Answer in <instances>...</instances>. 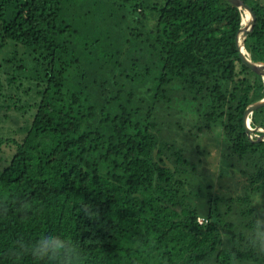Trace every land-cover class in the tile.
Masks as SVG:
<instances>
[{
  "label": "trees",
  "instance_id": "trees-1",
  "mask_svg": "<svg viewBox=\"0 0 264 264\" xmlns=\"http://www.w3.org/2000/svg\"><path fill=\"white\" fill-rule=\"evenodd\" d=\"M242 1L257 17L244 46L264 65V4ZM115 7L151 23L143 58L122 61L105 30ZM241 28L226 0H0L5 64L36 87L32 104L0 105V118L35 108L0 170V264H264V139L243 119L264 79L239 56ZM171 102L195 108L199 132L221 131L241 192L212 197L201 159L163 128ZM250 126L264 129V107ZM45 232L73 254H34Z\"/></svg>",
  "mask_w": 264,
  "mask_h": 264
},
{
  "label": "rangeland",
  "instance_id": "rangeland-1",
  "mask_svg": "<svg viewBox=\"0 0 264 264\" xmlns=\"http://www.w3.org/2000/svg\"><path fill=\"white\" fill-rule=\"evenodd\" d=\"M261 1L264 4V0ZM113 8V5L109 7V9L105 11V16H107ZM245 13L246 11L242 10V28L247 26L251 21L250 17L245 23ZM113 16V21L111 20L112 23H105V30H109L112 38H115L116 42L121 46V52L123 53L122 61L126 63V60L129 58H143L141 49H148L146 40L149 35L148 28L152 27L151 23L147 21V27L142 28L141 25L138 24L141 13L127 7L121 11L115 7ZM102 23L103 20L101 21V24ZM139 33H141V36H138ZM242 36L243 35L240 34L239 37L241 44H243ZM243 52L251 59V54L245 47L243 48ZM23 54L25 56L27 52L23 50L20 57L23 56ZM152 61H155V58H152L150 62ZM27 75V70L17 72L12 66L6 65L5 56L0 51V105L8 107L11 104L12 96H15L14 100L19 98V105H25L27 102L32 104L34 102L31 94L36 90V87L34 84L30 83L27 79ZM9 78H15L16 82L10 84L8 81ZM262 78L264 79L263 76ZM151 89L152 84H149L140 90L139 97L144 107H148L152 102L153 92ZM27 90H29V95L25 94ZM170 105L172 111L165 112L164 116L166 118L169 114L173 113V117H167L163 124V128L165 132H170L172 136L177 137L179 140L183 139V145L187 146L189 150L194 151V160L197 161L201 159V172L207 182L212 184V197H229L230 195L241 192L243 178L231 173V171L227 174L222 170V161L227 152L225 151L224 143H222L223 138L221 131L216 130L215 132L205 134L199 132V121L194 107L181 102H171ZM34 115L35 108L26 106V110L20 112L12 111L9 112L7 116H2L0 118V140H4L0 147V170L9 164L16 152L14 141L22 140L25 135L24 130L32 123ZM253 130L255 131L250 135L251 138L257 137L264 139V137L260 135L261 132H264V129L257 128ZM206 199H208L207 196L203 198L204 201ZM205 212L206 211H203L202 214L204 215ZM204 216H201L199 220H204L203 223H206V218Z\"/></svg>",
  "mask_w": 264,
  "mask_h": 264
},
{
  "label": "water",
  "instance_id": "water-1",
  "mask_svg": "<svg viewBox=\"0 0 264 264\" xmlns=\"http://www.w3.org/2000/svg\"><path fill=\"white\" fill-rule=\"evenodd\" d=\"M227 2H229L230 4H232L233 6L239 8L240 10H245L246 12H248L250 14L251 17V21L249 24H247V26H245L244 28H241V30L239 31V34L237 36V49L239 51V56L242 60V62L253 72L260 74L261 76L264 77V65L263 64H258V63H254L252 62L243 52V48H244V41L247 37V35L253 30L254 26L256 25V14L253 11V9L248 6L244 1L242 0H226ZM240 34L243 35V44H241L240 42ZM264 107V99L258 103H255L253 105H251L250 107L247 108V110L244 113V127L245 130L248 133H252L255 130H253L250 127V121H251V115L257 110ZM264 137V136H263ZM263 139L258 138V141H262Z\"/></svg>",
  "mask_w": 264,
  "mask_h": 264
},
{
  "label": "clouds",
  "instance_id": "clouds-1",
  "mask_svg": "<svg viewBox=\"0 0 264 264\" xmlns=\"http://www.w3.org/2000/svg\"><path fill=\"white\" fill-rule=\"evenodd\" d=\"M31 250L36 255L63 253L66 257L73 254L71 246L52 233L40 234L32 244Z\"/></svg>",
  "mask_w": 264,
  "mask_h": 264
},
{
  "label": "bare ground",
  "instance_id": "bare-ground-1",
  "mask_svg": "<svg viewBox=\"0 0 264 264\" xmlns=\"http://www.w3.org/2000/svg\"><path fill=\"white\" fill-rule=\"evenodd\" d=\"M250 19V14L248 12L245 13L244 21L245 23ZM245 47V46H244Z\"/></svg>",
  "mask_w": 264,
  "mask_h": 264
},
{
  "label": "built area",
  "instance_id": "built-area-1",
  "mask_svg": "<svg viewBox=\"0 0 264 264\" xmlns=\"http://www.w3.org/2000/svg\"><path fill=\"white\" fill-rule=\"evenodd\" d=\"M199 222H200V223H203V222H204V220H199Z\"/></svg>",
  "mask_w": 264,
  "mask_h": 264
}]
</instances>
